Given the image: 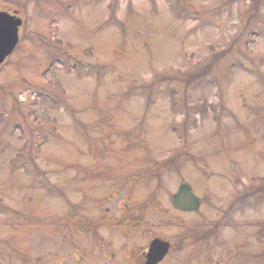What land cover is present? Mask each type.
<instances>
[{"label":"rangeland","instance_id":"rangeland-1","mask_svg":"<svg viewBox=\"0 0 264 264\" xmlns=\"http://www.w3.org/2000/svg\"><path fill=\"white\" fill-rule=\"evenodd\" d=\"M17 1L28 38L0 67V264H138L157 236L173 242L160 264H264V191L242 197L264 185L254 0H178L197 11L186 18L175 0ZM231 48L217 78L179 80ZM160 76L178 78L150 91ZM183 182L204 199L198 213L172 206ZM190 228L213 233L202 250L180 243ZM111 247L133 256L110 262Z\"/></svg>","mask_w":264,"mask_h":264},{"label":"water","instance_id":"water-1","mask_svg":"<svg viewBox=\"0 0 264 264\" xmlns=\"http://www.w3.org/2000/svg\"><path fill=\"white\" fill-rule=\"evenodd\" d=\"M22 20L11 16L7 12H0V64L16 47L19 41V26ZM174 205L183 210H196L200 206L199 198L192 192L191 186L182 184L179 192L175 195ZM169 250V243L160 239H155L147 254L145 264H157L161 261Z\"/></svg>","mask_w":264,"mask_h":264},{"label":"trees","instance_id":"trees-1","mask_svg":"<svg viewBox=\"0 0 264 264\" xmlns=\"http://www.w3.org/2000/svg\"><path fill=\"white\" fill-rule=\"evenodd\" d=\"M263 1L264 0H254V3L252 5V7L250 8V14H249V17L247 19L248 22H250L253 19L252 18V12L254 13V16L256 18L258 16L264 17V9H262ZM187 3H188V1L186 0V3H184L183 5L186 6ZM174 5L176 6L175 8L177 10L181 9L180 15H182L184 13L186 14L184 16V18L188 17L189 15L190 16H195V14H197V11L194 14H192V12L189 11V10L184 11V9L181 7L182 5H181L180 1H178V0L174 1ZM260 6H261V8H260ZM185 8H187V7H185ZM248 12H249V10H248ZM235 42H237V41H235ZM230 52H232V48H231V51L227 50V51H222V52L218 53L217 55L214 56V59L212 61H210L206 66H202V65L199 64L193 72H191L189 75H187L184 78H180L179 80L182 81L184 84L186 83L187 85H189V84L193 83L196 80H199V79H200V81L203 80L205 76L211 77V75H212L214 78H217V74H216V72L214 70L217 68V66L219 64H221V62H223L227 58H229L227 55ZM60 61L63 62L62 60H60ZM75 61H78V60L75 59ZM63 63L65 64V62H63ZM231 66L234 67L233 63H231ZM71 67L73 69H75L76 71H78V72H80V67H85V70H82V71H86V72L92 73V74H93V70L100 72L99 70L101 69V67H95V66L92 67V66L87 65V64L83 65V62H79V61H78V65H75L74 62L71 63ZM249 69H250L249 71L252 72V69L251 68H249ZM226 73L229 76H231V70L227 69ZM172 78L176 79L178 77H170V76H160V77H158L157 79H155V82L152 85H150V87H149L150 91L157 89V87H159V85H157V84H159L160 81H167V80L172 79ZM146 86L147 85H144V90L146 89ZM150 94H151V97H152L153 96L152 93H150ZM148 95H149V92H148ZM248 130H250V129H248ZM27 144H28V141H27ZM28 147L30 149L32 148L31 145L29 146V144H28ZM1 149H3V148L1 147ZM26 149L27 148H26V143H25V145H23V147H22V150L24 151ZM23 151L21 153H19V155H15L14 157H12V160L10 161V165L11 166L13 165L14 161H16L21 156ZM30 164H31V159L25 160V161H21V162H19L17 164V168H20L22 170L28 171L29 167L31 168ZM263 191H264V185H261L260 192H263Z\"/></svg>","mask_w":264,"mask_h":264},{"label":"flooded vegetation","instance_id":"flooded-vegetation-1","mask_svg":"<svg viewBox=\"0 0 264 264\" xmlns=\"http://www.w3.org/2000/svg\"><path fill=\"white\" fill-rule=\"evenodd\" d=\"M0 11H8L10 13H17L20 15L21 10L19 8H13L12 0H0Z\"/></svg>","mask_w":264,"mask_h":264}]
</instances>
